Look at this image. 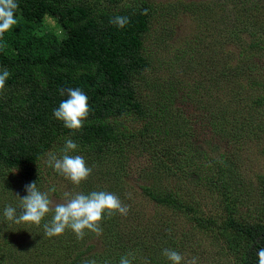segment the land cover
<instances>
[{
  "label": "rangeland",
  "instance_id": "obj_1",
  "mask_svg": "<svg viewBox=\"0 0 264 264\" xmlns=\"http://www.w3.org/2000/svg\"><path fill=\"white\" fill-rule=\"evenodd\" d=\"M215 1L145 0L151 4L149 28L143 43L149 66L141 73L142 78L136 79L138 95L166 105L170 128L180 130L173 131L171 138L166 137L170 154H178L181 159L179 168L173 167L172 171L154 166L155 161L144 151L140 153L137 145H128L127 149V142L133 141L127 139H124L122 154L110 152L104 157L83 151L70 153L83 156L86 164L92 167L90 176L79 185L53 168L48 170L47 163H42L34 169V173L41 176L35 181L38 189L48 192L50 198L62 201L65 192L87 195L102 190L118 196L129 206V211L127 215L117 212L103 217L100 235L85 230L83 239H77L71 229H66L63 234L40 242V236L47 237L43 225L51 221L53 212L48 213L39 226L15 224L3 215L6 206L16 208L18 213L21 211L16 194L26 195L24 185L32 182V177L25 176L22 170L13 169L0 178L1 186H7L8 179L11 187L6 196L5 191L0 194V264H63L65 252L62 245L59 247L60 243L72 250L74 242L80 240L84 245L79 248L85 246L87 250L76 264L92 260L96 264H119L121 257L128 253L134 256V259L129 257L132 264H153L150 259L167 262L169 260L162 254L164 249L177 251L185 260L195 257L197 264H235V248L233 250L218 235L215 226L231 212L255 221L264 217L261 184L264 177V100L254 103L256 96L264 99V0H258L259 4L255 2L244 11L238 10L237 26H230L228 21L233 6L231 0H217L221 1L220 5L212 4ZM37 28L59 33L50 16H45ZM220 39H227L228 43L222 46ZM223 66L229 68L221 71ZM220 110L231 111L232 117L237 118L236 122H231V131L237 122H243L244 127L238 130V142L234 143L223 132L222 128L229 129L230 122L223 124L219 114L214 116ZM127 124L138 128L142 122L137 118L128 120ZM159 143L162 148L165 141ZM221 151L228 155L224 166H227L226 188L233 199L230 212L223 195L208 178L212 165H207L209 155L205 156V152L218 158ZM50 152L61 156L57 147ZM137 164L139 166L135 167ZM141 165L152 166V171L143 172L146 168L141 169ZM141 182L157 189L165 185L179 186L178 191L184 193L185 199L214 222L208 228L193 225L173 207L149 202L139 187ZM53 187L56 191L50 192ZM149 220L155 221L159 233L151 237L144 251L127 250L126 237L123 238L127 229L142 226Z\"/></svg>",
  "mask_w": 264,
  "mask_h": 264
},
{
  "label": "trees",
  "instance_id": "obj_2",
  "mask_svg": "<svg viewBox=\"0 0 264 264\" xmlns=\"http://www.w3.org/2000/svg\"><path fill=\"white\" fill-rule=\"evenodd\" d=\"M220 2L216 0L212 4L220 5ZM255 2L259 4L258 0H231L233 6L228 13L230 26L238 25V10L244 11ZM17 3V24L0 39V70L10 72L5 88L0 91V178L18 169L25 176L32 177V181L40 180L41 176L35 174L34 169L47 161L52 148L57 147L62 156L66 139H72L81 147L73 154L83 151L104 157L110 152L122 154L124 139L133 140L132 143L127 142V149L130 148L128 145H137L140 153L144 151L155 161L154 166L178 169L181 159L178 154H170L166 137L171 138L173 131L180 130L173 126L170 128L163 102L138 95L136 79L142 78L141 73L149 66L143 43L149 28L151 4L145 0H17ZM145 9L148 10L147 15H142ZM45 16L55 20L59 33L37 28ZM116 16L128 17L129 23L124 28L111 24L110 20ZM220 41L222 46L228 43L227 39ZM228 68L223 66L220 70ZM69 87L82 89L88 96L90 108L83 128L75 132L53 116V110L67 99V95L62 96L60 90ZM261 100L264 99L256 96L254 103ZM217 114L223 124L230 122L229 129L224 127L223 132L234 143L238 142L236 138L238 130L244 127L243 122H237L231 131V122H236L237 118L232 117L231 111L220 110L214 116ZM137 118L142 122L138 128L128 126V120ZM160 140L161 144L165 141L162 148L159 147ZM208 155L207 165H212L208 178L221 192L225 206L229 208L233 199L226 188L227 166H224L228 155L221 151L219 157L214 158L205 152V156ZM131 160L134 159L131 157ZM146 167L148 165H141V169ZM151 167L143 172H151ZM7 181V186L0 185L3 188L0 194L5 191V196L11 190ZM261 184L264 190V177ZM139 187L149 202L173 207L193 225L208 228L214 222L185 199L184 193L178 191L179 186L165 185L157 189L141 182ZM231 210L229 208V212ZM105 216H108L107 213ZM215 227L218 235L232 249L235 248V264H258L255 250L264 238V217L255 221L240 218L231 212ZM155 233L159 232L154 220L127 229L123 237H126V249L144 251ZM49 239L40 236L39 242ZM235 239L238 241L234 242ZM61 245L65 252L63 264H76L87 250L85 246L79 248L84 245L81 240L74 242L72 250L63 243L59 247ZM150 260L153 264H171L170 261Z\"/></svg>",
  "mask_w": 264,
  "mask_h": 264
},
{
  "label": "clouds",
  "instance_id": "obj_3",
  "mask_svg": "<svg viewBox=\"0 0 264 264\" xmlns=\"http://www.w3.org/2000/svg\"><path fill=\"white\" fill-rule=\"evenodd\" d=\"M19 5L17 0H0V39L15 24H17L16 12ZM148 10L145 9L142 15H147ZM110 23L124 28L129 23L126 16H116L110 20ZM10 76L7 69L0 70V91L5 88V83ZM62 96L67 95L66 100H62L58 108L53 110V116L58 121H62L64 127L69 130L79 131L84 126V121L89 115L88 96L80 88L61 89ZM78 145L72 139H66L62 149L63 155L57 157L53 153H48L47 165L53 168L57 173L70 180L73 184L79 185L85 181L92 173V167L86 164L85 159L81 155H70L76 151ZM26 195L21 197L19 193L16 197L20 201V212L12 206H6L4 209V217L7 221L15 224L30 223L36 226L41 224L42 219L50 212L54 215L49 223L43 225L44 233L47 237L59 236L66 229H71L77 239H83L86 235L85 230L100 235L102 228L100 222L105 213L110 217L114 213L127 215L129 206L121 202L118 196L107 191H93L87 195L77 193L71 195L64 193L62 201H56L50 198L48 192H42L37 187V182L32 181L24 185ZM55 192V187L49 189ZM130 195V194H129ZM256 248V256L258 264H264V238ZM171 264H197V258L185 260L177 251L172 249H164L162 253ZM132 253L122 256L119 264H132ZM86 264H96L94 260L86 262Z\"/></svg>",
  "mask_w": 264,
  "mask_h": 264
}]
</instances>
